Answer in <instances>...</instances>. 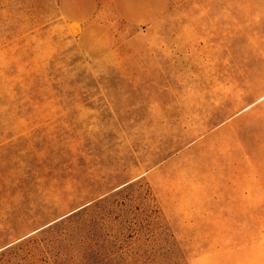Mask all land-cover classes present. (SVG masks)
I'll use <instances>...</instances> for the list:
<instances>
[{
    "label": "rangeland",
    "instance_id": "obj_1",
    "mask_svg": "<svg viewBox=\"0 0 264 264\" xmlns=\"http://www.w3.org/2000/svg\"><path fill=\"white\" fill-rule=\"evenodd\" d=\"M0 264H264V0H0Z\"/></svg>",
    "mask_w": 264,
    "mask_h": 264
}]
</instances>
